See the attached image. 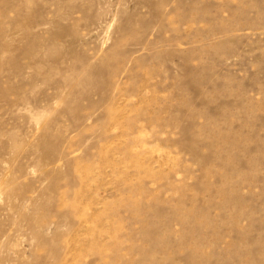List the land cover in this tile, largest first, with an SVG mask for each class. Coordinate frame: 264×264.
<instances>
[{
    "label": "rangeland",
    "instance_id": "374dc122",
    "mask_svg": "<svg viewBox=\"0 0 264 264\" xmlns=\"http://www.w3.org/2000/svg\"><path fill=\"white\" fill-rule=\"evenodd\" d=\"M0 264H264V0H0Z\"/></svg>",
    "mask_w": 264,
    "mask_h": 264
}]
</instances>
